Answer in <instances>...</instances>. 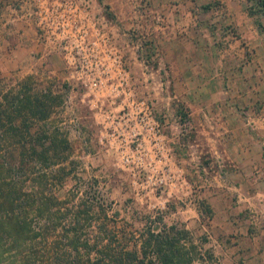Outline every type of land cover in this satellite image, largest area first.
Listing matches in <instances>:
<instances>
[{"label":"rangeland","instance_id":"rangeland-1","mask_svg":"<svg viewBox=\"0 0 264 264\" xmlns=\"http://www.w3.org/2000/svg\"><path fill=\"white\" fill-rule=\"evenodd\" d=\"M17 1L26 3L23 10L37 37L32 14L36 0ZM91 2L110 21L137 95L155 98L157 110L167 114V156L136 160L100 142L92 114L78 102L80 95L69 93L59 54L38 42L40 47L29 53L38 64L29 67L15 63L20 48L9 42L8 47L0 43V160L25 158L26 169L17 173L26 179V189L37 187V198L43 187L60 201L76 200L94 180L93 188L110 205L108 221L120 234L137 239L145 222L153 223L152 228L174 225L182 231L191 264H264V137L255 128V115L264 116L263 7L257 0ZM143 64L152 79H145ZM209 89L221 95L208 94ZM17 95L21 102H14ZM190 107L207 110L205 122L215 123L228 118L218 108L233 110L256 144L249 137L242 159L238 141L226 155L217 142L212 148L203 134H196ZM9 171L8 166L0 169V179L11 175ZM245 194L252 199L247 201ZM202 200L209 204V217L199 213ZM50 204L44 219L56 227L49 228L45 245L66 225ZM25 215L35 219L29 211ZM92 217L97 223L99 216ZM12 242L0 234V264L28 253Z\"/></svg>","mask_w":264,"mask_h":264},{"label":"built area","instance_id":"built-area-1","mask_svg":"<svg viewBox=\"0 0 264 264\" xmlns=\"http://www.w3.org/2000/svg\"><path fill=\"white\" fill-rule=\"evenodd\" d=\"M32 14L38 42L59 54L69 93L78 92L92 114L99 141L136 160L164 159L167 114L157 110L155 98L137 95L110 21L91 0H38ZM143 70L145 79L153 78L144 64Z\"/></svg>","mask_w":264,"mask_h":264},{"label":"trees","instance_id":"trees-1","mask_svg":"<svg viewBox=\"0 0 264 264\" xmlns=\"http://www.w3.org/2000/svg\"><path fill=\"white\" fill-rule=\"evenodd\" d=\"M257 2L264 10V0ZM20 98L17 95L14 102H21ZM35 101L37 105L38 98L35 97ZM26 102L29 103L28 97ZM28 109L33 112L30 106ZM50 141L55 144L54 139ZM13 161L0 160V169L8 166L11 172L5 179H0V234L10 237L12 246H20L29 254L22 252V257L9 260V264H191L181 229L163 224L161 227L153 225L152 228L153 223L145 222L137 239L126 238L114 223H109L107 211L110 205L105 202L102 193L93 188L94 180L88 181L76 200L66 197L60 201L52 192L46 194L43 187L37 198L34 191L37 187L26 189V179H21L17 173L26 169L25 158ZM70 192L72 194V190ZM51 201L55 206L54 215H58V220L66 225L45 245L49 228L56 227L50 218L44 219L52 207ZM198 210L207 217L211 215L209 204L204 200L199 202ZM27 211L33 214L37 222L27 218ZM92 215L99 216L97 223ZM89 227L96 232L94 235L89 234ZM35 246L41 249L33 251Z\"/></svg>","mask_w":264,"mask_h":264},{"label":"crops","instance_id":"crops-1","mask_svg":"<svg viewBox=\"0 0 264 264\" xmlns=\"http://www.w3.org/2000/svg\"><path fill=\"white\" fill-rule=\"evenodd\" d=\"M15 2H16L15 5L12 0H9V1L5 0L2 2L3 3L2 6L4 10L0 12V43L2 47H8L9 42L12 44H15L14 47L20 48L19 52H21V56H18L15 58L14 60L16 61L15 63L32 67L34 64L35 65L38 64L37 63L38 60L32 59V56H30L29 53L32 52V48H36L35 45H37L38 47L40 46L38 44V39L35 36V31H33V28L31 26V21L29 20L28 13L26 10H25L26 13L23 10L26 3H23V1L20 3L17 0ZM12 27H15V29L14 30L11 29ZM35 52H38V51H35ZM52 56L54 57V55ZM57 62L60 64L58 60ZM211 90L213 89H209L208 94L214 93L216 95H221V91H218L215 89L214 91H211ZM204 92L206 93L205 90ZM205 93L202 92L201 94H205ZM203 107L209 108L208 105L203 106ZM214 109L215 108L212 106L209 112L213 111ZM189 110L191 112L190 115L192 116L194 120L193 123L195 125L196 134L197 135L203 134L205 137V140L209 141V142L206 141L207 144H209L212 148H214L213 143L215 144L217 142L218 144L217 147L220 146L219 148H221L222 146L221 151L224 152L225 155L227 154L226 152L231 153L233 144H236L235 141H238V144H239V147H238L239 148V154H238L239 159H242V157L245 158L244 156L248 152L247 140L249 141V137L251 141H253V144H256L255 143L256 141L253 139V136L248 135V133L245 131V126H244V123L242 122V119H240V115H238L233 110L218 108L217 109L218 112L226 113L227 114L226 116L228 117V118L220 117L219 123H215V121H211V119H208L205 122L203 118V117H207L206 116L207 110L205 109L197 108V107H190ZM228 112H232V113L229 114ZM255 119H256L255 128H257L256 134L257 136L261 135L262 137H264V116H260V114H257L255 115ZM233 134H236L237 137L234 138ZM241 137H244L246 141H244ZM237 138L239 140H237ZM213 153H215V150H213ZM241 172L242 170L239 173ZM223 182L226 185L228 184L229 186H227L226 188L231 190V186L229 184L230 181L225 179L223 180ZM245 195L247 196V201L252 199L253 197V196H248L247 194Z\"/></svg>","mask_w":264,"mask_h":264}]
</instances>
